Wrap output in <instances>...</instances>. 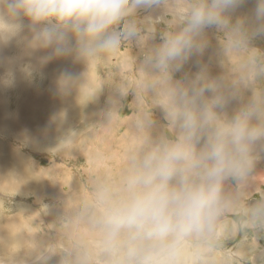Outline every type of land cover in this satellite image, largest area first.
Here are the masks:
<instances>
[{
    "label": "clouds",
    "instance_id": "clouds-1",
    "mask_svg": "<svg viewBox=\"0 0 264 264\" xmlns=\"http://www.w3.org/2000/svg\"><path fill=\"white\" fill-rule=\"evenodd\" d=\"M246 2L0 0V49L13 40L22 47L0 87H13L17 71L31 80L51 61L71 58L85 70L62 71L56 89L77 93L79 105L91 91L86 108L102 94L91 90L90 68L125 42L139 49V81L113 84L100 113L110 124L133 97L125 163L114 170L103 154L89 157L96 170L88 190L55 224L62 246H41L31 264L54 257L57 264H214L229 224L264 231V186L254 179L256 149L264 147V49L256 44L264 39V0L236 16ZM210 29L219 73L201 63L178 76L205 55ZM233 57L239 62L230 65Z\"/></svg>",
    "mask_w": 264,
    "mask_h": 264
},
{
    "label": "rangeland",
    "instance_id": "rangeland-1",
    "mask_svg": "<svg viewBox=\"0 0 264 264\" xmlns=\"http://www.w3.org/2000/svg\"><path fill=\"white\" fill-rule=\"evenodd\" d=\"M254 7L255 0H247L235 15H248ZM208 35L211 44L205 55L203 57L193 56L190 60L191 65L187 66V63L183 72L178 76L183 73L194 74L199 70L201 63H210L213 75L219 73L220 69L215 62L218 43L214 30L210 29ZM131 44L125 42L116 50L117 55L113 53L107 59L93 66V70L99 78L98 84H100V92L103 96L101 101L98 100L96 106L101 111L105 108L107 92L113 84L123 79L129 83L131 80L130 84L135 85L141 77L140 74H138L139 77L137 75L139 71L136 68L137 57L135 56L139 50L134 48V44L132 46ZM256 44L264 49V39L256 41ZM133 50L136 53H133ZM127 51L131 57L123 56ZM118 55L122 56L119 58ZM116 61L118 62L116 63ZM238 62V58L233 57L229 64L234 65ZM127 64L130 65L128 68H126ZM107 65L108 69H106ZM5 71H0V75H3ZM117 74L120 76L118 77ZM36 79L37 77H33L31 80H27L20 73L16 75V82L21 86L27 85L29 81L34 82ZM132 101L133 97L129 95L125 106L110 124L101 121V116L92 115L91 118L88 111L90 108L87 107L81 115L85 119L71 118L72 121L69 119V124L62 128L51 127V135H55V138L46 140V137L44 140H39L36 142L37 144L34 143L36 144L34 148H29L12 138L9 132L3 133L7 138L0 131V148L12 151L15 155L23 158L28 173L36 174L39 179L33 182L37 186L36 193L28 189L12 193H6L5 189L0 190V225H4V223L8 225L4 231L13 239L12 244L0 240V264H31L33 253L41 246L52 244L62 246L61 229L55 224L65 209L71 208L76 199L88 190L90 176L96 170V166L87 161L89 157H93L97 153L103 154L107 157L108 166L114 170H119L125 163L126 153L131 144L129 118L132 113L137 111V105ZM12 103L15 104L14 98H12ZM149 104V100L144 101L145 107H148ZM155 115L162 122V113L159 109H156ZM67 134L68 137L63 138ZM256 151L261 159L256 164V178L259 179V182L256 180L255 182L264 186V147L258 146ZM86 155H88L87 158ZM9 191L8 189L7 192ZM8 222L13 223V228ZM85 238L93 243L97 240L96 234H88ZM57 260L58 258L54 257L50 264H57ZM214 264H264V231H257L253 235L240 231L237 226L229 224L226 227L225 238L215 253Z\"/></svg>",
    "mask_w": 264,
    "mask_h": 264
},
{
    "label": "bare ground",
    "instance_id": "bare-ground-1",
    "mask_svg": "<svg viewBox=\"0 0 264 264\" xmlns=\"http://www.w3.org/2000/svg\"><path fill=\"white\" fill-rule=\"evenodd\" d=\"M134 48L138 49L135 47V45H134ZM8 51L10 52L6 53ZM133 51H134L133 53H136L135 50ZM43 54L44 53L42 52H38L36 53V56H40ZM20 56H22V47L19 46L15 40H13L10 44H8L3 49H0V57H2L5 61L3 65H0V71L3 72L4 70L7 69L8 67L7 61L16 60ZM121 56L122 55H118L119 58ZM123 56L131 57L128 51L125 52ZM135 56L138 58L139 52H137ZM24 62H27V58H25ZM32 62L33 63L36 62L35 58H33ZM117 62L118 61H116V63ZM190 65H191V62L189 61L187 66H190ZM100 66L102 67L101 64ZM100 66L99 68L101 69ZM129 66L130 65L127 64L126 68H128ZM106 69H108V65ZM84 70L85 68L83 64L74 63L71 58L55 59L51 61L50 63H48L45 67H43V69L40 72L34 75V77H37L36 81L34 82L29 81L27 85L25 86H21L20 84L15 82V85L13 87H10V88L1 87L0 131L2 132V134L5 133V131H7L11 134L12 138L18 140L20 143H23L29 148H34L36 147V144H37L36 142L39 140H44L46 137H47L46 140L55 138V135H51L52 134L50 131L51 127L59 126L60 128H62L66 126L67 124H69V121H70L69 119L71 118H75L77 120L85 119V117H81V115L84 112V110L87 109V107L90 108L88 111H89V115H91V118H92V115L96 117H100L101 110L97 109L96 106L98 105L97 104L98 100H100L101 97H103L102 94L95 103L88 105L86 108H83L87 102L88 96L92 94L91 91L85 90L84 95L80 98V101H79L81 106L77 102V93L73 92L69 96H61L57 92L56 81L62 71H70L73 74H79L83 72ZM17 72L18 73H16V75L19 74V71ZM118 72H121V71L118 70ZM96 74L97 73L94 72L93 66H92L89 70V83L91 85V90L100 92L101 88H100V84H98L99 78ZM138 74L140 73L137 72V75ZM119 76L120 75H118V77ZM109 79H110V76H109ZM129 81L131 83V80ZM109 85H110V82H109ZM108 87L110 88V86ZM12 98H14L15 104L12 103ZM61 114H63L62 118H61ZM87 156L88 155H86V158ZM52 170L54 171V169ZM36 176H37L36 174L28 173L23 158L19 157V155L18 156L15 155V153H13L12 151L3 150L0 148V190L1 191L5 189L6 193H12L13 191H21V190L28 189L36 193L37 186L33 184L34 180H39L38 177ZM255 180L259 182V179L256 178V175H255ZM8 189L10 190L9 192H7ZM8 224L11 227L13 226V223L11 224V222H8ZM4 225H0V240L6 243L9 242L8 244H12L13 243L12 237L6 231H4V229L8 227V225H6L5 223Z\"/></svg>",
    "mask_w": 264,
    "mask_h": 264
}]
</instances>
